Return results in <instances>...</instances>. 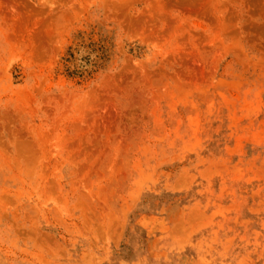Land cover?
Listing matches in <instances>:
<instances>
[{
  "label": "rangeland",
  "instance_id": "rangeland-1",
  "mask_svg": "<svg viewBox=\"0 0 264 264\" xmlns=\"http://www.w3.org/2000/svg\"><path fill=\"white\" fill-rule=\"evenodd\" d=\"M0 264H264V0H0Z\"/></svg>",
  "mask_w": 264,
  "mask_h": 264
}]
</instances>
